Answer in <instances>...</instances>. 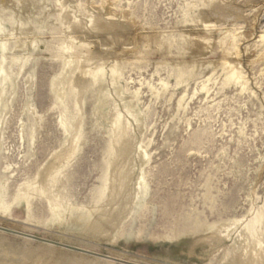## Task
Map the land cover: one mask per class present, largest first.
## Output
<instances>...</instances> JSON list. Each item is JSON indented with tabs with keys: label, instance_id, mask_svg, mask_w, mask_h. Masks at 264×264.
<instances>
[{
	"label": "rangeland",
	"instance_id": "1",
	"mask_svg": "<svg viewBox=\"0 0 264 264\" xmlns=\"http://www.w3.org/2000/svg\"><path fill=\"white\" fill-rule=\"evenodd\" d=\"M262 16L0 0V264H264Z\"/></svg>",
	"mask_w": 264,
	"mask_h": 264
},
{
	"label": "bare ground",
	"instance_id": "2",
	"mask_svg": "<svg viewBox=\"0 0 264 264\" xmlns=\"http://www.w3.org/2000/svg\"><path fill=\"white\" fill-rule=\"evenodd\" d=\"M263 19H264V17L262 16V17H261V20H263ZM235 74H236V73H235Z\"/></svg>",
	"mask_w": 264,
	"mask_h": 264
}]
</instances>
